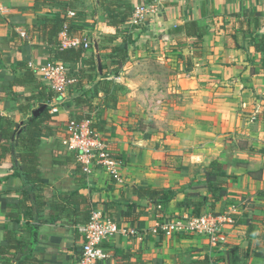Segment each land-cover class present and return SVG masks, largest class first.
<instances>
[{
	"label": "crops",
	"instance_id": "obj_1",
	"mask_svg": "<svg viewBox=\"0 0 264 264\" xmlns=\"http://www.w3.org/2000/svg\"><path fill=\"white\" fill-rule=\"evenodd\" d=\"M123 1L133 10L143 0ZM97 4L0 0V119L13 123L10 133L15 129L23 134V123L38 107L57 109L49 113L36 149L45 202L39 224H27L12 207L23 185L22 177L13 175L14 153L25 151L22 142L0 138V247L7 239L21 240L26 264H77L82 246L77 226L86 210L87 215L100 212L136 228L142 236L107 239L101 247L109 258L100 264H264V54L255 53L248 41L250 34L264 35V0H165L142 24H123L122 36L132 40L126 62L120 69H109L106 78V88L118 95L114 106H108L110 100L101 89L92 92L89 105L76 101L81 93L78 78L86 89L100 80L94 78L98 72L92 36L98 42L114 35ZM62 15L82 27L69 37L90 43L85 58H94L95 65L61 62L76 79L61 98L38 68L53 61L51 43L61 33L51 35L53 21ZM190 21L205 29L201 39L185 36L182 26ZM120 40L110 47H123ZM87 115L93 123L100 116L97 132L118 161L120 184L97 167L84 173L77 154L61 144L67 122L86 120ZM6 131V123L0 124V134ZM212 164L225 173L220 180L227 196L211 206L202 200L209 198L204 173ZM145 189L163 190L172 198L158 208L139 194ZM74 194L85 200L72 207L74 212L80 207V213L52 222L57 214L54 203L60 197L75 199ZM189 200L203 203L196 215L227 217L223 242L212 244L197 235L164 236L160 227L166 221L193 216L192 207L180 206ZM232 206L235 212H230ZM8 253L4 256L12 263L16 251Z\"/></svg>",
	"mask_w": 264,
	"mask_h": 264
},
{
	"label": "trees",
	"instance_id": "obj_2",
	"mask_svg": "<svg viewBox=\"0 0 264 264\" xmlns=\"http://www.w3.org/2000/svg\"><path fill=\"white\" fill-rule=\"evenodd\" d=\"M97 11L102 12L106 26L111 29L114 32V35L111 37H105L103 38L104 43H107V46L102 45L101 43L103 41L98 39L99 45V51L101 53H105L102 58V75H98L95 73L94 78H100L98 83L94 86L93 89L89 88L86 89L81 85V79H77V86L81 88V93L77 95L76 101L83 104H90V100L92 98V92L98 89H101L105 92V96L108 97L110 100V103L108 106H114L117 100V93H114L113 91H110L109 88H106L109 86V82L106 81V78L108 76L109 69L110 70H117L122 68L123 64L126 62L127 58V47L132 42L131 38L128 35L122 36V25L126 22L130 21L131 19V5L130 3L124 2L123 0H98L97 4ZM117 8V9H116ZM119 8V9H118ZM79 14V13H78ZM83 18V17H77ZM82 29L81 26L74 24L73 20H68L65 15H62L60 19L53 21V30L51 35L55 38L58 36L60 32L63 30L67 31L68 36H72L74 32L80 31ZM182 30L185 33L186 37H195L197 39H201L203 35L205 34V29L201 24H198L195 21H190L185 23L182 26ZM122 36V37H121ZM247 38V36H245ZM121 38V42L123 44V47H110L116 40H119ZM249 43L254 47L255 53H263L264 54V35L263 36H250L248 37ZM97 42V43H98ZM54 48L52 50V60L53 61H60V62H68V63H76V62H82L83 64H86L88 62H91V64L95 65L94 58L86 59V50L83 45L76 48H62L58 41H52ZM91 49V47H89ZM109 49V52H106V50ZM109 61V64L107 65L106 61ZM264 61V57H263ZM112 74V73H111ZM116 74V73H113ZM90 79L88 76L86 77ZM52 92L48 94V100H50L52 97ZM47 100V99H46ZM47 104V101H45ZM46 108L39 112L36 117H31L29 120L25 121L23 123V130L24 133L18 134V131L15 129L11 130V133L9 132L10 128H15L13 123L7 119H0V124L3 125L6 123L7 131L5 135L2 133L0 134V138H5L7 140V143H13L15 144L17 141L16 139L20 138L22 142V146L24 147V152L20 153L18 155H15L14 153V176L22 177L23 179V185L19 190V198L12 204V207L17 210L18 216H24L26 223H40L39 220V214L43 212L45 207V202L42 199L41 190H40V179H39V172L37 170L38 165V157L36 154L37 146L40 142V136L43 134V125L47 124L48 121H50V115H49V108L47 105H45ZM89 118V116H86V119ZM95 118L99 119L95 116ZM97 121V123H94L91 125V128L94 131H98L101 128V123ZM99 126V127H98ZM1 130H4V127L1 128ZM27 142V144H25ZM79 168L81 169V165L78 164ZM204 179H205V189L207 191V195L209 198H205L202 200L203 203L208 202L212 205H214L216 202L223 200L227 196L226 192V186L225 182L220 180L221 178H225V173L223 170L220 169L219 165H210L205 173H204ZM139 194H145L148 199L155 203L156 205H159L161 208H165L171 198L172 195L169 192H165L163 190L158 189H145V190H139ZM64 196V195H63ZM74 196H76L74 194ZM61 200V197H60ZM60 200L56 203H54V209L57 210V214L55 215V220L51 219L52 222H55L59 220L62 217H71L72 213L75 215L80 213V207H78L77 212H74L73 206H77V204H84L85 200L82 197L76 196L75 199H73L72 196L63 197L61 202ZM30 204L28 206L27 204ZM203 203H194L189 201L182 202L180 206H190L193 210V216L196 215V212L198 210V207ZM85 208H82L83 210ZM90 215V212L88 213ZM89 215H87L86 210L82 213L81 218V224H85L88 222ZM50 221V220H49ZM80 221V220H79ZM36 226H32L31 230ZM15 242L14 246H10V242ZM35 241H32L29 243V248H31V243L34 244ZM21 240H15V239H7V241L0 247V259L2 264H26V260H28V254L25 255L26 247H24V244H21ZM23 243V242H22ZM13 249L16 251V257H13L12 263L10 260H8L4 254H9L8 252ZM30 250V249H29ZM23 254V257L21 255ZM23 259V261H22Z\"/></svg>",
	"mask_w": 264,
	"mask_h": 264
},
{
	"label": "built area",
	"instance_id": "obj_3",
	"mask_svg": "<svg viewBox=\"0 0 264 264\" xmlns=\"http://www.w3.org/2000/svg\"><path fill=\"white\" fill-rule=\"evenodd\" d=\"M165 0H143L133 7L130 22L134 25H140L147 18L155 16ZM74 16V13H69ZM22 36H24L22 34ZM62 48H76L81 44L85 49H89L90 43L86 39L70 38L66 30H63L58 39ZM42 79L46 81L50 90L61 98L64 96L69 85L76 82V79L69 75L67 66L59 61H51L38 68ZM158 100L156 106H160ZM57 112L52 107L49 113ZM93 121L90 119L78 121L70 119L67 122L65 135L61 144L69 151L77 154L79 163L82 165V171L86 174L91 173L92 169L97 167L108 173L116 182L121 183L120 166L118 161L110 154L107 143L100 138L97 131L91 128ZM160 208V206H157ZM235 206L230 208V212H235ZM227 217L222 215L202 214L198 216H184L166 221L160 229L166 238H172L178 235H197L204 236L212 244L223 242L222 225ZM78 233L82 238L81 253L77 264H100L108 260L109 255L102 249L101 244L114 237L121 235L123 237H136L142 240V236L136 228L117 224L108 219L100 212L92 211L88 222L77 226Z\"/></svg>",
	"mask_w": 264,
	"mask_h": 264
},
{
	"label": "water",
	"instance_id": "obj_4",
	"mask_svg": "<svg viewBox=\"0 0 264 264\" xmlns=\"http://www.w3.org/2000/svg\"><path fill=\"white\" fill-rule=\"evenodd\" d=\"M92 49H93V53L96 59L97 72L99 75H101L102 74V60H101L100 53H99L98 43L94 35L92 36ZM45 108H46L45 105H41L35 111H33L32 116L36 117L38 113L43 111Z\"/></svg>",
	"mask_w": 264,
	"mask_h": 264
},
{
	"label": "rangeland",
	"instance_id": "obj_5",
	"mask_svg": "<svg viewBox=\"0 0 264 264\" xmlns=\"http://www.w3.org/2000/svg\"><path fill=\"white\" fill-rule=\"evenodd\" d=\"M94 124V123H93ZM179 218H181V217H179ZM175 237V236H174ZM173 238V237H172Z\"/></svg>",
	"mask_w": 264,
	"mask_h": 264
}]
</instances>
